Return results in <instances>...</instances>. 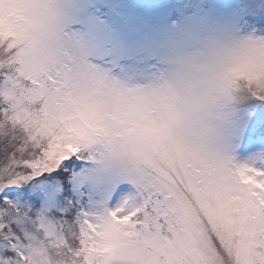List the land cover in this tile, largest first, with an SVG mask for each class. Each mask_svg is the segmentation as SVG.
<instances>
[{
  "label": "snow or ice",
  "instance_id": "1",
  "mask_svg": "<svg viewBox=\"0 0 264 264\" xmlns=\"http://www.w3.org/2000/svg\"><path fill=\"white\" fill-rule=\"evenodd\" d=\"M0 264H264V0H0Z\"/></svg>",
  "mask_w": 264,
  "mask_h": 264
}]
</instances>
